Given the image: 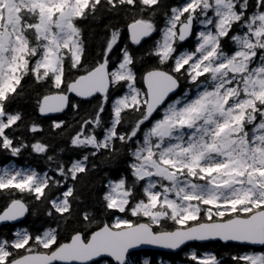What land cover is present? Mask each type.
<instances>
[{
    "label": "snow or ice",
    "instance_id": "snow-or-ice-1",
    "mask_svg": "<svg viewBox=\"0 0 264 264\" xmlns=\"http://www.w3.org/2000/svg\"><path fill=\"white\" fill-rule=\"evenodd\" d=\"M0 156V264H264V0H0Z\"/></svg>",
    "mask_w": 264,
    "mask_h": 264
},
{
    "label": "trees",
    "instance_id": "trees-1",
    "mask_svg": "<svg viewBox=\"0 0 264 264\" xmlns=\"http://www.w3.org/2000/svg\"><path fill=\"white\" fill-rule=\"evenodd\" d=\"M7 162V158L6 157H4V156H0V164H2V163H6ZM19 163H21V164H23L24 163V161H20ZM3 231H7V229H3ZM209 247H213L212 245H209ZM216 247H218V246H216ZM150 255L151 254H153V252H148ZM158 254V253H157ZM174 259V261H175V264H181V257H174L173 258Z\"/></svg>",
    "mask_w": 264,
    "mask_h": 264
},
{
    "label": "water",
    "instance_id": "water-1",
    "mask_svg": "<svg viewBox=\"0 0 264 264\" xmlns=\"http://www.w3.org/2000/svg\"><path fill=\"white\" fill-rule=\"evenodd\" d=\"M148 252H161L162 250H157V249H148Z\"/></svg>",
    "mask_w": 264,
    "mask_h": 264
},
{
    "label": "rangeland",
    "instance_id": "rangeland-1",
    "mask_svg": "<svg viewBox=\"0 0 264 264\" xmlns=\"http://www.w3.org/2000/svg\"><path fill=\"white\" fill-rule=\"evenodd\" d=\"M180 264V263H179Z\"/></svg>",
    "mask_w": 264,
    "mask_h": 264
}]
</instances>
